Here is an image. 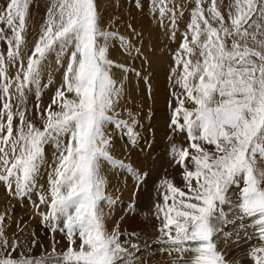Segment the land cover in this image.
Wrapping results in <instances>:
<instances>
[{"label": "snow or ice", "instance_id": "obj_1", "mask_svg": "<svg viewBox=\"0 0 264 264\" xmlns=\"http://www.w3.org/2000/svg\"><path fill=\"white\" fill-rule=\"evenodd\" d=\"M30 2L7 0L0 9V25L11 32L9 39L0 31V39L8 42L7 62L21 61L13 81L7 75L5 56L0 55V182L9 190L14 183L15 196L31 193L44 163V145L53 142L58 156L48 176L47 196H38L48 207L43 220L53 231L62 224L60 230L69 240L66 251L57 254L53 249V255L58 264H117L124 249L117 231L108 234L104 227L101 202L114 201L105 195L101 163L142 178L112 157L105 132L107 124L115 123L127 127L134 139L126 122L108 115L121 92L112 78V69L118 66L108 58V42L119 39L126 48L128 44L101 30L95 0H55L25 67L21 49ZM192 4L176 56L182 66L177 83L183 97H177L171 119L173 130L186 133L188 141V147L174 145L171 150L183 168L188 191L165 181V203L157 209L163 214L164 229L175 231L174 237L169 235L171 243L198 245L190 264H226L213 243V221L219 218L218 206L231 203L227 193L233 185L242 183L237 207L247 216L258 217L259 240L264 245V0H192ZM152 7L161 22L168 18L175 26L185 5L153 0ZM51 54L64 67L63 83L41 112V129L26 120L23 110L13 112L11 89L15 87V99L24 104L25 89L35 86L39 100L41 88L48 87L41 85V71ZM66 55L64 66L61 61ZM186 102L193 107H186ZM36 107L39 110L40 105ZM17 116L19 124L14 126ZM3 220L0 216V245L7 248ZM76 235L78 248L72 246ZM250 256L254 264H264V246L253 248ZM0 264L45 262L15 260L9 254L0 256Z\"/></svg>", "mask_w": 264, "mask_h": 264}, {"label": "rangeland", "instance_id": "obj_2", "mask_svg": "<svg viewBox=\"0 0 264 264\" xmlns=\"http://www.w3.org/2000/svg\"><path fill=\"white\" fill-rule=\"evenodd\" d=\"M33 2L34 5L29 6L25 44L21 49L25 67L55 0H31L30 3ZM143 2L146 3L145 12L139 6ZM173 2L177 6L185 5L183 14L177 13L175 26L169 23L168 18L161 22V17L152 7L153 0H126L127 8L122 7V0H95L101 30L115 33L128 44L126 48L119 39L108 42V58L118 66L112 69V78L121 89L108 115L114 121L126 122L132 129L134 139L129 137L127 127L118 128L115 123L107 124L105 132L111 140L109 151L114 159L131 167L142 177L137 180L125 169L101 163V174L106 181L105 195L114 201L112 204L101 202L104 227L108 234L117 231L119 243L124 249L117 264H190L198 246L194 242L179 245L171 243L169 235L174 237L175 231L164 229L163 214L157 209V205L165 203V181L172 182L186 193L188 191L183 180V168L176 164L171 155L174 145L185 148L188 147V141L186 133L173 130L171 119L177 106V97H183V90L177 83L182 66L176 63V56L187 33L193 4L192 0ZM6 3L7 0H0V9L5 8ZM127 3L135 13L131 12V6ZM0 31L11 38L6 25H0ZM100 42L103 44V40ZM7 48V39H0V55L5 56L7 75L15 81L21 70V61L7 62ZM196 58L192 57L193 60ZM61 63L66 66L67 55ZM63 72L64 67L57 65L55 54H51L41 71V85L48 87L41 88L39 100L35 86L25 89L24 104L15 99L13 87V112L18 108L23 110L26 120L42 129L41 112L48 108L56 90L61 87ZM153 84L156 93L151 96L149 91ZM37 104L40 105L39 110ZM185 106L193 107L188 102ZM53 108L55 110V106ZM13 124H19L18 116L14 118ZM208 147L211 149V146ZM57 156L58 151L53 142L44 145V163L36 177V187L26 196L12 194L14 183L9 190L0 182V216L4 217L3 233L8 241L7 248L0 245V256L10 254V258L15 260L26 257L44 260L45 264H58L53 249L59 254L69 247L65 232L60 230L63 225L60 224L53 231L48 222L43 220L42 213H46L48 207L40 203L38 196V193L47 196L48 176L55 167ZM188 166L192 167L190 163ZM242 186V183H238L230 188L227 197L231 203L219 205L216 214L219 218L213 221L216 229L213 243L226 264H254L250 256L252 249L264 246L259 240L258 217L247 216L237 207ZM74 240L72 246L78 248L79 236L76 235ZM13 243L16 244L15 250L12 248Z\"/></svg>", "mask_w": 264, "mask_h": 264}, {"label": "bare ground", "instance_id": "obj_3", "mask_svg": "<svg viewBox=\"0 0 264 264\" xmlns=\"http://www.w3.org/2000/svg\"><path fill=\"white\" fill-rule=\"evenodd\" d=\"M34 1H35V0H34ZM100 1H104V0H100ZM102 3H103V2H102ZM102 3H101V4H102ZM31 4H32V6H33V5H34V2H33V3H30V5H31ZM122 4H123L122 7L125 8V7H126V0H122ZM128 4H129V3H127V5H128ZM103 5H104V4H103ZM143 5H144V6H143ZM129 6H131V5L129 4ZM139 6H141V7L143 8L142 11H144V7L146 6V3L143 2V3H141ZM126 8H127V7H126ZM153 9H154V8H153ZM131 10H132L131 12L135 13V11L133 10V7H132V6H131ZM139 11H140V10H139ZM142 11H141V12H142ZM154 11H155V10H154ZM154 11H153V12H154ZM106 12H107V11H106ZM106 12H105V13H106ZM108 12H109V11H108ZM144 12H145V11H144ZM156 12H157V11H156ZM151 13H152V12H151ZM151 13H150V14H151ZM140 14H141V13H140ZM146 14H147V13H146ZM142 15H144V14H142ZM34 17H35V16H34ZM104 17H105V15H104ZM107 19H108V18H107ZM133 83H135V82H133ZM130 86H131V85H130ZM149 92L152 93V94L149 93V95H151V96H153V95L156 93V90H155V88H154V84H153V87L150 89ZM142 101H143V100H142ZM145 101H146V100H145ZM145 104H146V103H145ZM145 107H146V106H145Z\"/></svg>", "mask_w": 264, "mask_h": 264}]
</instances>
